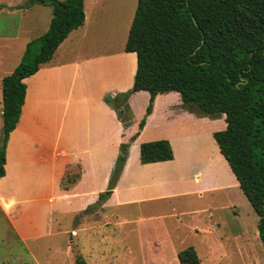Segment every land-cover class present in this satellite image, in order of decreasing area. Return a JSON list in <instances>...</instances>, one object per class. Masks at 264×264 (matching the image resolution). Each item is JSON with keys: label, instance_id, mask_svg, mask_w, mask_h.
<instances>
[{"label": "crops", "instance_id": "0c3cea01", "mask_svg": "<svg viewBox=\"0 0 264 264\" xmlns=\"http://www.w3.org/2000/svg\"><path fill=\"white\" fill-rule=\"evenodd\" d=\"M6 1L0 4L2 120L3 79L20 64L27 45L48 32L53 18L50 6H28L30 1ZM104 1L85 0L84 25L70 33L51 63L24 80L27 85L25 103L19 122L9 137L4 176L0 178V210L13 224L21 242H35L56 235L57 222L74 218L97 202L99 194L108 187L121 145L130 142L138 132L134 126L125 129L116 110L105 102L106 96L115 97L132 91L138 58L136 53L125 51L126 44L114 49L108 47L99 53L92 51L93 35L98 33L96 11L100 7L98 4ZM80 34L82 40L76 41ZM86 36L90 50L88 54L80 55V45ZM171 93L178 96L165 93L155 97L152 114L142 135L152 120L160 128L167 121L173 123L169 119L175 108L176 113H181L177 112L183 105L180 94ZM142 94L145 103L149 104L148 92H136L128 102L132 112ZM160 98L168 99L157 111ZM184 116L194 117L190 113ZM162 117L164 122L159 120ZM202 132H194L200 139L193 146L201 153L200 157H205L203 166L197 165L191 145L193 140L185 133L180 134L181 139L177 135L167 137L174 151L173 160L142 164L141 145L152 139L142 140L141 135L138 136L131 143L118 184L103 208L108 210L111 204L132 206L183 196L185 200L193 201L192 197L201 200L208 193L227 189L230 166L213 137L215 131L210 129L208 135ZM205 139L217 154L206 156ZM179 143H185L190 158L195 157L192 159L195 166L191 159H181L175 146ZM73 168L78 169V176L71 184H64ZM166 244L168 241L160 253ZM147 251L145 243L142 252L147 254ZM171 251L170 256H160L158 263L180 264L177 248L173 246Z\"/></svg>", "mask_w": 264, "mask_h": 264}, {"label": "trees", "instance_id": "16d2710c", "mask_svg": "<svg viewBox=\"0 0 264 264\" xmlns=\"http://www.w3.org/2000/svg\"><path fill=\"white\" fill-rule=\"evenodd\" d=\"M85 0H32L53 8L48 32L27 45L24 56L3 79V142L0 178L6 148L25 103L24 80L52 62L59 46L85 23ZM125 51L136 53L138 68L132 91L105 97L127 128L132 94H150L151 115L158 94L177 92L184 105L210 118L225 115L226 128L213 133L240 189L259 217L264 247V0H138ZM130 142L123 143L107 190L97 204L110 198L128 159ZM168 140L143 143L142 164L171 161ZM65 184V183H64ZM180 264H201L193 247L178 253ZM76 264H87L78 256Z\"/></svg>", "mask_w": 264, "mask_h": 264}, {"label": "rangeland", "instance_id": "374dc122", "mask_svg": "<svg viewBox=\"0 0 264 264\" xmlns=\"http://www.w3.org/2000/svg\"><path fill=\"white\" fill-rule=\"evenodd\" d=\"M1 2L7 1L0 0V4ZM137 4L138 0H105L98 4V33L92 39L94 53L126 44ZM82 38L80 34L76 41ZM89 45V38L86 36L80 45L79 54H88ZM170 95L178 96L176 93ZM167 99L160 98L157 111ZM137 102L134 112L129 108L130 111L122 116L128 117L130 126L135 129L137 127L139 131L140 123L145 120L146 126L150 115H147L149 104L145 103L144 94L139 96ZM175 110L171 112L173 114L169 119L172 124L167 121L163 125L159 124L158 128L156 121L152 120V124L145 128V134L142 135L141 130L142 140L152 139L143 143L167 140L171 135H177L181 139L180 134H189L193 140L191 145L195 151L196 163L203 166L205 160H202L205 157H200L201 153L193 146L200 139L194 132L202 130L203 135H208L210 129L215 132L224 130L225 116L210 118L196 107L184 103L177 108V112L181 113H176ZM188 113L194 117L184 116ZM1 117L0 114V147L4 135ZM159 120L164 122L163 117ZM124 128L127 129L125 126ZM205 144L206 156L217 154L206 139ZM175 146L181 159H191L192 166H195L192 160L195 157L190 158L185 151V143ZM70 171L72 174L64 179L65 184H71L78 176V169ZM234 178L230 169L227 189L208 193L201 200L192 197L194 202L183 199V196L132 206L116 207L111 204L105 210L104 202L97 204L98 199L74 218L57 222L56 235L35 242H21L13 224L0 210V264H76L78 256L83 257L87 264H160V256H170L173 246L178 253L193 247L201 264H264V247L258 231L259 217ZM146 234V237H142ZM167 241L166 248L160 253ZM145 243L148 247L147 254L142 252Z\"/></svg>", "mask_w": 264, "mask_h": 264}]
</instances>
